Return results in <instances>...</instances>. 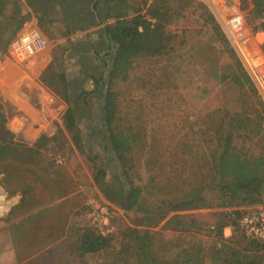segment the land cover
<instances>
[{"label":"rangeland","instance_id":"obj_1","mask_svg":"<svg viewBox=\"0 0 264 264\" xmlns=\"http://www.w3.org/2000/svg\"><path fill=\"white\" fill-rule=\"evenodd\" d=\"M17 1L18 4L6 0L0 5V146L5 147L1 152L26 158L39 149L51 167L59 166L66 173L70 188L73 186L78 191L80 201L75 219L71 218L73 228L68 235L71 242L81 229L91 228L96 232L98 226L109 229L105 234L109 241L104 249L85 253L80 258L69 246L68 256H53L68 258V261L52 264H142L128 239L131 229L154 233L153 251L171 264L180 260L183 250L192 243L198 246L196 264H234L227 260L245 256L252 264H264L261 254L264 250H252L236 222L227 225L229 231L223 229L222 237H218L216 225L221 219L227 221L230 209L215 205V178L211 168L215 153L212 129L219 117L235 109L253 114L256 97L259 95L264 102V95L256 85L257 96L228 79L220 80L223 70L230 71L231 60L225 46L202 17L206 8L224 32V20L236 13L243 16L248 32L245 47L231 46L248 70L255 63L251 53L259 48L263 52L264 47V31L250 12V0H191L178 15H173L168 29L174 37L163 53L132 59L111 81L110 87L107 77L103 91H111L116 115L109 128L122 129L130 139L124 164L119 160L121 167L118 159L108 154V139L98 138L93 132L103 120V110L99 95L95 96L91 90L92 79L86 81V92L78 94L68 84L69 101L66 102L67 93L56 75L61 71L67 80L73 70L72 45L85 35V30L71 29L63 19L30 13L25 0ZM30 28L41 33L45 45L20 61L11 53V43L22 30ZM51 63L54 72L48 77L49 85L40 76ZM74 70L77 75L78 70ZM85 99L91 101L92 118L82 111ZM68 105L80 112L76 126L79 134L86 137L82 150L62 126ZM87 125L93 126L89 135ZM109 128L104 126V131ZM32 143L37 147L29 148ZM235 143L251 155L263 152V138L237 139ZM100 168L107 169L104 180L120 188L124 196L133 187L140 188L133 209L125 210L103 196L93 178ZM197 190L208 199L207 206L171 209V203ZM260 205H264V195ZM94 207H103L102 214L106 215L99 225L90 216ZM249 207L242 205L238 209L242 213ZM175 214L181 218L165 224ZM211 255L222 263L211 260Z\"/></svg>","mask_w":264,"mask_h":264},{"label":"trees","instance_id":"obj_2","mask_svg":"<svg viewBox=\"0 0 264 264\" xmlns=\"http://www.w3.org/2000/svg\"><path fill=\"white\" fill-rule=\"evenodd\" d=\"M191 0H103L105 7V32L108 39L117 46L113 56V63L109 74V86L111 81L122 71L128 63L137 57L153 56L163 53L171 43L174 34L168 29L173 15H178L183 10V5ZM176 2V7L172 5ZM250 12L257 20V26L264 31V21L260 18L264 11V0H250ZM173 6L175 8H173ZM203 22L209 24L219 41L225 46L231 60L230 71H222L220 80H230L241 89L247 88L257 96V90L247 70L238 59L227 39L221 30L214 16L203 8ZM19 24L16 26V29ZM104 31L101 32V36ZM264 54V47L262 48ZM53 64L41 74L40 80L50 85L48 77L53 74ZM62 83L65 94V101H69L67 85L69 84L63 72L56 74ZM254 113L247 114L244 111L232 110L219 117L218 123L212 129V143L214 156L211 161L212 173L215 181L213 189L216 192L215 205L228 208L226 214L227 221L221 219L216 225L218 237H222V230L227 225L234 224L241 211L238 209L242 205H260L264 195V102L256 97L254 102ZM103 109L105 124L109 128L116 119L115 102L110 90L107 91ZM75 107L67 106L62 116L63 129L70 133L71 141L82 150L81 136L75 122ZM61 130V129H59ZM109 138L115 155L124 164L126 152L129 150L130 139L122 129L112 130L109 128ZM263 138V152L251 155L248 151L238 148L236 140H252L253 138ZM5 147H0L4 150ZM105 171L100 169L94 174V181L99 184L103 196L110 202H115L125 210H131L136 205L140 188L133 187L127 194L123 195L119 189L104 180ZM208 205L206 199L199 190L189 193L182 199L171 203L173 211L205 207ZM183 217V216H182ZM180 215H173L165 224L169 225ZM128 239L134 247V253L142 264H171L160 259L152 249L154 233L144 229L138 231L131 229ZM222 240V239H221ZM108 237L101 235L91 228L81 229L78 233L75 251L79 256L85 253H95L104 249L108 244ZM249 246L255 252L264 250V245L254 239H248ZM187 247L183 250L180 260L174 264H196L199 260L198 246ZM264 256V251L261 253ZM211 260L222 263L215 256L211 255ZM231 258V257H230ZM253 258V257H252ZM223 260V259H222ZM234 264H252L251 259L245 257L236 258L235 261L227 260Z\"/></svg>","mask_w":264,"mask_h":264},{"label":"crops","instance_id":"obj_3","mask_svg":"<svg viewBox=\"0 0 264 264\" xmlns=\"http://www.w3.org/2000/svg\"><path fill=\"white\" fill-rule=\"evenodd\" d=\"M63 20L71 29L83 30ZM38 151L26 158L0 155V264L65 262L68 258L53 256H68L69 246L75 250L78 234L73 233L72 242L68 235L80 203L78 191Z\"/></svg>","mask_w":264,"mask_h":264},{"label":"flooded vegetation","instance_id":"obj_4","mask_svg":"<svg viewBox=\"0 0 264 264\" xmlns=\"http://www.w3.org/2000/svg\"><path fill=\"white\" fill-rule=\"evenodd\" d=\"M6 0H0V5ZM17 2V0H14ZM29 11L39 12L41 15H46L48 19H68L69 23L76 25L78 28L85 30L82 38L78 41L76 45H72V50L74 53V62L72 63L73 70L71 69L67 81L69 85L72 86L74 94L80 92H86L85 85L88 78L92 79L93 94L95 96L99 95V102L103 110V120L96 126L93 131L98 138L102 136L108 139L110 147L109 156L111 153L118 159L115 155L113 147L110 142L109 131H104L105 124L103 109L104 100L106 93L103 91L105 84L107 83V77H109L110 70L113 63V56L115 52V43L110 41L106 42L104 36H101V31L103 26H105V7L103 0H25ZM96 29L88 30L90 27ZM78 70V74H75V70ZM77 78V79H76ZM85 95V94H83ZM103 98V99H101ZM89 99H85V108L82 110L84 115H88L92 118L91 112H89L90 107ZM75 122L79 120L77 110L75 111ZM90 134L91 128L93 126L87 125ZM81 136V142L85 143L84 135ZM102 140V139H99ZM118 166L121 167L118 159ZM118 166L115 167L118 170ZM107 171L106 168H100ZM99 170V169H97ZM97 171L95 172V174ZM131 191V190H130Z\"/></svg>","mask_w":264,"mask_h":264},{"label":"built area","instance_id":"obj_5","mask_svg":"<svg viewBox=\"0 0 264 264\" xmlns=\"http://www.w3.org/2000/svg\"><path fill=\"white\" fill-rule=\"evenodd\" d=\"M260 20L264 21V11ZM224 21V33L230 44L237 49L238 47H245L248 32L245 28L243 16L236 13L228 20L226 19ZM44 45V38L37 29H24L12 41L11 53L18 60L23 61L39 52ZM250 58L255 60V63L251 67H248L249 71L246 68L245 69L259 91L264 95V54L261 51V48L254 53H251ZM103 211V207L93 208L90 213L93 223L99 225L101 221L104 222L103 219H106V215L102 214ZM235 221L244 237L254 239L264 245V205L249 207L246 211L242 212ZM98 228V232L103 236L109 231V229H103L102 226H98Z\"/></svg>","mask_w":264,"mask_h":264},{"label":"water","instance_id":"obj_6","mask_svg":"<svg viewBox=\"0 0 264 264\" xmlns=\"http://www.w3.org/2000/svg\"><path fill=\"white\" fill-rule=\"evenodd\" d=\"M103 30H105V27H104V26H103ZM103 36H104L105 41H106V42H109V39H108V37H107L105 31H104V33H103ZM115 46H117V44H115Z\"/></svg>","mask_w":264,"mask_h":264}]
</instances>
